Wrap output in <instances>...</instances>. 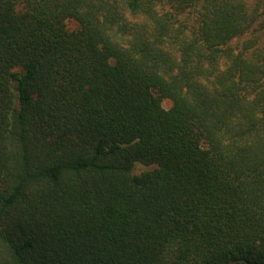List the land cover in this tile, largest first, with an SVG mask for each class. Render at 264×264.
<instances>
[{"label":"trees","instance_id":"1","mask_svg":"<svg viewBox=\"0 0 264 264\" xmlns=\"http://www.w3.org/2000/svg\"><path fill=\"white\" fill-rule=\"evenodd\" d=\"M0 264H264V0H0Z\"/></svg>","mask_w":264,"mask_h":264},{"label":"rangeland","instance_id":"2","mask_svg":"<svg viewBox=\"0 0 264 264\" xmlns=\"http://www.w3.org/2000/svg\"><path fill=\"white\" fill-rule=\"evenodd\" d=\"M244 1L247 3L248 6H252L255 2V0H244ZM67 25L69 28H74V27H76L77 24L74 20H68ZM170 105H171L170 100H168V99L163 100V106L164 107H169ZM146 168H148V167L137 163V164H135L134 171L140 172L142 170H145Z\"/></svg>","mask_w":264,"mask_h":264}]
</instances>
